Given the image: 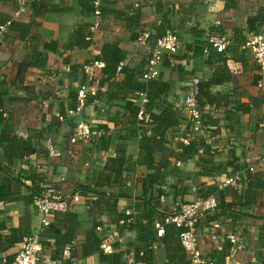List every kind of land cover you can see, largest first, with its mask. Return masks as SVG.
Listing matches in <instances>:
<instances>
[{
    "label": "crops",
    "instance_id": "1",
    "mask_svg": "<svg viewBox=\"0 0 264 264\" xmlns=\"http://www.w3.org/2000/svg\"><path fill=\"white\" fill-rule=\"evenodd\" d=\"M77 2L64 0L62 7L68 10L50 13L42 22L40 49L47 61L44 70L26 67L32 61V54L26 50L25 43L13 44L0 39V105L15 135L31 143L35 152L14 162L12 177L22 178L24 185L18 191V199L0 204V235L15 242L6 253L0 254V264L13 259L26 235L40 232L37 208L35 204L26 205L23 197L30 194V189L42 191L38 177L44 176L39 171L43 165L50 166L49 179L53 185L65 194L78 193L81 197V202L72 203L69 211L59 215L53 224L63 231L66 221L80 222L77 245L74 244L78 264H113V256L88 252L87 237L98 242L116 230L107 227L109 234L103 233L99 228L102 223H97V213L88 208L87 202L98 189L102 191L99 176L108 159L116 156L118 148L126 151L128 166L138 179L136 186H130V198L119 200L122 214H132L138 199L142 198L157 203L155 217L159 218L170 214L176 202L189 204L214 196L220 208L197 226L200 248L208 263L264 264L261 240L264 165L260 163L264 155V90L257 85L259 75L254 57L242 49V44L255 33L264 32V0H104L106 12L102 24L92 46L86 50L72 42L71 35L76 25H92L94 19L86 17ZM15 3L16 0H0V18L30 19L28 10L17 15L19 7ZM131 8L141 11L145 35H148L145 45L139 42L142 34L128 28L123 17L118 18V13ZM164 24L168 26L167 31H173L183 41V47L172 57V62L158 66L160 76L156 80H145L152 58L150 51L159 39L157 29ZM208 32L230 41L226 52L217 53L214 49L205 52ZM106 47L115 48L114 54L123 58L124 70L118 75H132L127 100L99 102L97 97H91L84 118L101 135L73 145L70 140L78 119L62 123L57 115L76 107L81 85L87 84L97 93L102 89ZM96 62L104 66H94ZM85 65H92L89 73L84 71ZM193 79L207 85L210 93L208 97L203 96V104L199 101L203 112L200 125L191 121L185 108ZM212 79L219 82L208 85ZM163 99L174 104L187 120L180 128L168 132L166 146L155 149V165L139 167L136 158L140 138L132 135L133 129L148 103ZM45 138L54 140L62 150V157L48 156L43 146ZM193 140L200 143L198 155L191 162L176 160L174 154L183 153ZM0 147L3 149L4 145ZM252 167L256 170L254 174L249 171ZM28 174H32L35 184L24 179ZM237 174L241 175L242 189L220 188L227 178ZM62 177H66V182L60 183ZM144 179L153 181L154 188L145 189ZM103 191L111 192L108 188ZM215 223L243 237L244 249L237 252L223 239L213 242L210 235ZM114 235L123 248L137 238L134 233ZM153 253L156 262H166L159 259L158 251ZM45 254L53 264H62L68 259L63 255V248L52 251L46 248ZM228 255L233 256L232 263L226 262ZM184 264L191 263L188 260Z\"/></svg>",
    "mask_w": 264,
    "mask_h": 264
},
{
    "label": "trees",
    "instance_id": "2",
    "mask_svg": "<svg viewBox=\"0 0 264 264\" xmlns=\"http://www.w3.org/2000/svg\"><path fill=\"white\" fill-rule=\"evenodd\" d=\"M96 1L98 0H78L77 6L82 8L86 17H93ZM100 1L104 18L106 12L104 0ZM15 5L19 7L18 0H16ZM62 6H64V0H30L27 8L31 16L27 21L23 18H0V32L3 26H7V30L0 34L1 42L10 41L13 44L17 42L25 43L26 50L32 54V61L28 65L25 64L26 67L44 70L47 61L40 49L42 41L40 28L44 18L48 14L62 13L68 10ZM117 15L118 18H124L123 20L131 30L139 34H143L146 31L141 20L140 10L125 9ZM90 27L91 25L80 23L76 25L71 35V41L75 42L81 49H89L93 44L94 36L90 33ZM251 27L254 28L255 25L252 24ZM167 30L168 26L166 24L162 28L158 27L157 34L159 38H163ZM114 53H116L115 48L106 47L104 49V63L106 67L103 70V79L100 82L102 89L97 93V101L99 102L103 100L106 102L127 100V87L131 83L132 75L130 73L124 75L117 74V69L123 62V58ZM20 71L18 73L19 77H21ZM217 82H219L217 79H212L207 84ZM207 87V85H200V104H203V96L208 97L210 94L207 91ZM104 88H108V90L103 91ZM8 118L4 112V108L0 105V145H4L3 149L0 147V204H4L12 199H18L19 192L24 186L22 178L16 179L12 177L14 162L35 154L31 143L24 142L15 135L13 126L10 125V119ZM186 120L184 113L176 109L174 104L170 103L167 99L160 100L159 102H155V100L150 101L143 113V120H140L132 132L133 136L140 138L136 165L139 167L155 165V149L166 146L168 143V132L180 128ZM199 145L198 140L191 141L189 147L181 154H174V158L181 162H191L199 153ZM24 179L32 180L35 184L32 174L25 175ZM44 179V176L38 177L39 185L44 182ZM137 182L138 179H136L135 172L130 170L128 166L126 151L118 148L116 156L108 159L107 166L99 176V187L102 191L98 189L88 200L87 206L90 210L97 213V223H102L101 230L103 233L109 234L110 231L107 227H115L116 231L114 234L116 233L118 237L126 233H134L137 238L133 244L123 248L119 244L120 239L117 240L114 234H109L98 242H94L91 237H87L86 242L89 254H93L94 252L103 254L100 250L101 245L105 242H112L115 249L113 264H128V256L132 253H134L136 261L153 263L155 259L152 247L157 244L160 260L164 259L167 264L186 263L189 260V255L183 248L179 237L180 232L174 225H165V236L163 238H158L157 236L154 223L156 220L164 218V215L159 218L155 217L157 203L148 198L138 199L132 214L121 213L118 204L119 200L121 198H130V191L132 189L130 186H136ZM142 183L145 189L150 190L154 188L153 181L144 179ZM104 188H108L111 192L107 193V191H103ZM39 194V189H30V194L23 197L26 205L34 204L35 198ZM59 215L63 214L56 215L54 222ZM103 219L106 220L105 223H103ZM104 226L106 227L104 228ZM63 227V231L56 229L53 225L42 229L41 238L44 249L47 248L52 251L56 248L64 249L73 247L74 244L77 245L76 240L80 229V222L78 220L66 221ZM31 235L32 233H29L25 238ZM261 240L264 244V233ZM14 245L13 239L0 235V254L6 253ZM18 253L14 255L13 259H7L5 264H12ZM42 256L47 258L45 250ZM71 257H74V250ZM69 260V258L66 259L64 264H68Z\"/></svg>",
    "mask_w": 264,
    "mask_h": 264
},
{
    "label": "built area",
    "instance_id": "3",
    "mask_svg": "<svg viewBox=\"0 0 264 264\" xmlns=\"http://www.w3.org/2000/svg\"><path fill=\"white\" fill-rule=\"evenodd\" d=\"M30 0H18L19 10L17 15L28 10L27 4ZM101 1L98 0L95 3L93 9V19L94 22L90 27L91 35H95L99 30L102 20L103 13L101 10ZM216 24H220L217 22ZM7 30V26L1 28L0 34ZM147 37L145 32L139 38V42L143 45L147 43ZM230 41L224 37H220L214 33H207L206 36V46L205 52L208 53L211 49H214L217 53L226 52ZM183 47V41L178 37L173 31H167L163 38H159L155 45V48L150 51L152 53V58L149 59V65L146 73L144 74L145 80H156L160 76V71L158 66L170 62L172 57L177 55ZM242 49L249 51L250 54L255 59L258 68V88L264 90V32L260 31L255 33L250 39L246 40L242 44ZM170 60V61H169ZM172 62V61H171ZM94 66L103 67L104 64L96 62ZM92 65H85L84 71L86 73L90 72ZM124 70V64H120L117 69V74ZM200 80H192V92L187 97L185 108L187 113L194 123L197 125L201 124L203 112L199 104V92H200ZM91 97H97V91L94 90L89 85H81L77 90V105L75 108L69 110L66 114H58V119L65 123L68 119L77 118L78 122L74 128L73 135L71 137V143L76 145L84 141H92L101 135L100 132L94 129V126L85 121L84 110L88 105ZM140 120H143V113ZM264 131V123L262 124ZM1 129V128H0ZM44 149L47 151L48 156L51 158L62 157V150L59 148L53 139L45 138L43 141ZM260 163L264 165V155L262 156ZM49 165L41 166V173L44 174V182L42 185V191L35 198L34 204L37 208V215L40 222V232L37 234H32L23 241V246L21 247L16 259L12 264H53L50 258H44L42 255L44 253V246L42 244L41 231L43 228L51 227L54 223L55 217L58 214H65L69 211L72 203L81 202V197L78 193L75 194H65L60 188L53 185L49 179ZM250 173H255L254 167L249 169ZM66 177L60 179V183L66 182ZM241 175L237 174L234 177L227 178L221 185V189H226L228 187H236L237 189H242ZM25 182V181H24ZM162 199H164L162 197ZM220 208L218 200L214 196L207 198L198 199L194 203H183L176 202L173 211L170 214L164 215V218L156 220L154 223V228L157 232L158 238H163L165 236V225H174L180 232V241L185 249L186 253L189 255V262L191 264H209L205 258L199 244L197 226L199 222L207 215H212ZM102 225L99 226L100 229ZM213 242L219 241L221 239L226 243H230L233 249L240 252L244 249L245 240L240 235L236 233L227 232L224 226L215 223L213 224V232L210 235ZM154 252H157L159 247L155 244L152 247ZM73 247H67L63 249V255L69 258L68 264H78L75 257H71ZM100 250L103 254L108 256H113L115 249L112 242H105L101 245ZM226 262L232 263L233 256L228 255L225 257ZM64 264V263H62ZM128 264H167L161 262L144 263L136 261L134 253L128 256Z\"/></svg>",
    "mask_w": 264,
    "mask_h": 264
},
{
    "label": "rangeland",
    "instance_id": "4",
    "mask_svg": "<svg viewBox=\"0 0 264 264\" xmlns=\"http://www.w3.org/2000/svg\"><path fill=\"white\" fill-rule=\"evenodd\" d=\"M84 142H85V141H84ZM39 171H40V173L42 172V171H41V167L39 168Z\"/></svg>",
    "mask_w": 264,
    "mask_h": 264
}]
</instances>
